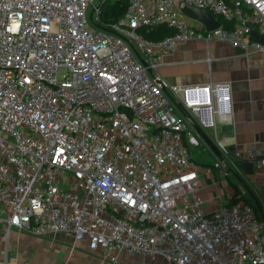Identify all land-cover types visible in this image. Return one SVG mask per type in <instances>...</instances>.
<instances>
[{
	"label": "built area",
	"instance_id": "1",
	"mask_svg": "<svg viewBox=\"0 0 264 264\" xmlns=\"http://www.w3.org/2000/svg\"><path fill=\"white\" fill-rule=\"evenodd\" d=\"M0 0V206L5 236L69 233L111 264L134 256L168 264H264V223L245 202L203 209L187 127L233 120L228 82L169 85L153 69L192 38L264 53V0H128L98 26L99 0ZM192 4L231 25L207 30ZM196 22H194V21ZM194 22V23H193ZM167 24L151 39L140 29ZM141 49L145 62L135 51ZM138 53V52H137ZM139 54V53H138ZM140 55V54H139ZM177 108L185 109L181 115ZM264 167V148L231 151ZM225 154V156H223Z\"/></svg>",
	"mask_w": 264,
	"mask_h": 264
},
{
	"label": "crops",
	"instance_id": "2",
	"mask_svg": "<svg viewBox=\"0 0 264 264\" xmlns=\"http://www.w3.org/2000/svg\"><path fill=\"white\" fill-rule=\"evenodd\" d=\"M140 56L146 58L144 54ZM153 74L169 85H198L210 81L231 84V122H218L214 131L200 125L194 115L185 117L188 129L201 142L198 147L190 148V152L199 165L203 209L207 214L231 201H249L255 206L257 201L260 208H256L262 221L264 167L254 163L253 172L246 173L233 156L225 158L227 168L214 167L220 157L200 131L203 129L217 147V137L222 139L233 152L264 148V53L247 52L227 42L192 38L166 55L153 69ZM177 112L185 116L180 108ZM232 169L239 172L243 181L235 177ZM5 215L0 206V264H111L100 252H90L86 241H77L74 245V236L69 233L39 237L13 228L5 236L2 220ZM128 264L168 263L161 257L134 256Z\"/></svg>",
	"mask_w": 264,
	"mask_h": 264
},
{
	"label": "trees",
	"instance_id": "3",
	"mask_svg": "<svg viewBox=\"0 0 264 264\" xmlns=\"http://www.w3.org/2000/svg\"><path fill=\"white\" fill-rule=\"evenodd\" d=\"M127 6H128V0H106L104 3H102L100 7L101 8L100 21L97 22L98 26L101 28H106L110 23L118 21L119 19L123 18L126 14ZM220 21L224 25H231V23L227 22L222 17H220ZM140 31L148 38L162 39L168 35L173 34L175 32V29L173 27L168 26L167 24H160L153 27H144L140 29ZM237 162L240 163L239 160H237ZM235 202L231 201L229 204ZM245 203L253 205L257 211V208L254 204L250 203L249 201ZM258 216L260 218L259 214Z\"/></svg>",
	"mask_w": 264,
	"mask_h": 264
},
{
	"label": "water",
	"instance_id": "4",
	"mask_svg": "<svg viewBox=\"0 0 264 264\" xmlns=\"http://www.w3.org/2000/svg\"><path fill=\"white\" fill-rule=\"evenodd\" d=\"M182 10L192 19H196L204 23L206 26L207 30H213L221 26V22L215 18V16L208 11L207 9L197 7L195 5L186 3L183 7ZM90 18H92V13L90 15ZM251 35L258 40H261L264 42V34L259 33L254 27H252L251 30ZM138 58L142 61L145 62V60L135 51ZM184 113H187L185 109H182ZM190 116L189 114H187ZM201 136L205 139L206 143L221 157V151L219 148L215 145V143L208 137V135L204 132L203 129L200 131ZM240 166L242 169L245 170L246 173H252L253 172V167H254V162L252 161H243L240 162ZM233 174L235 177L238 178L239 181H243V178L239 174V172H235L232 169ZM254 197V196H252ZM256 201V200H255ZM256 206L260 208L259 204L256 201ZM262 218H263V223H264V214L262 213Z\"/></svg>",
	"mask_w": 264,
	"mask_h": 264
},
{
	"label": "rangeland",
	"instance_id": "5",
	"mask_svg": "<svg viewBox=\"0 0 264 264\" xmlns=\"http://www.w3.org/2000/svg\"><path fill=\"white\" fill-rule=\"evenodd\" d=\"M99 3H100L99 0H94V3H93V4H90V5L88 6V8H87V16H88L89 21H90V23H91L92 25H93V21L91 20L90 15H91V13L93 12L94 7L97 6V5H99ZM193 21H194V20H193ZM194 22H196V21H194ZM137 52H138L139 54H142V55H143V51H142L141 49L138 48V49H137ZM230 178H232V175H231Z\"/></svg>",
	"mask_w": 264,
	"mask_h": 264
}]
</instances>
